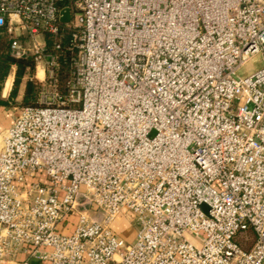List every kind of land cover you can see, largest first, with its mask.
<instances>
[{
    "label": "built area",
    "instance_id": "2783aa9c",
    "mask_svg": "<svg viewBox=\"0 0 264 264\" xmlns=\"http://www.w3.org/2000/svg\"><path fill=\"white\" fill-rule=\"evenodd\" d=\"M2 34L40 91L0 133V264H264V0H0Z\"/></svg>",
    "mask_w": 264,
    "mask_h": 264
},
{
    "label": "trees",
    "instance_id": "16d2710c",
    "mask_svg": "<svg viewBox=\"0 0 264 264\" xmlns=\"http://www.w3.org/2000/svg\"><path fill=\"white\" fill-rule=\"evenodd\" d=\"M69 58L70 55L67 54L62 62L61 69L59 72V78L61 84H64L69 75ZM16 67V78L14 81V88L9 95L7 100L1 98V92L4 85V82L7 76L10 73L11 67ZM35 75V62L32 58H24V59H15L10 52L9 48V38L7 35H0V107H11L14 106V100L18 95V87L21 82L26 78L27 80L24 82V94L21 102V106H38V94L40 91V86L35 80H31ZM251 237V241L255 240L254 234L252 232L249 233ZM244 244L240 239L238 241ZM252 243V244H253ZM248 250L249 247H244Z\"/></svg>",
    "mask_w": 264,
    "mask_h": 264
},
{
    "label": "crops",
    "instance_id": "0c3cea01",
    "mask_svg": "<svg viewBox=\"0 0 264 264\" xmlns=\"http://www.w3.org/2000/svg\"><path fill=\"white\" fill-rule=\"evenodd\" d=\"M15 74H16V67L12 66L9 75L7 76V78L4 82L2 92H1V98L4 100H7L9 97L8 91L10 90V87L13 84ZM24 87H25V85H24ZM10 110H12V106L11 107H0V133L2 131H4L5 129H7L12 123V121H11V123L8 124V120L5 119L8 112H10ZM113 228L115 229L116 232L121 234L127 240H128V236L130 234H132V232L134 231L133 230L134 228L132 226L130 219H128L127 217H125L123 215H121L117 218V220L115 221V223L113 225Z\"/></svg>",
    "mask_w": 264,
    "mask_h": 264
},
{
    "label": "rangeland",
    "instance_id": "374dc122",
    "mask_svg": "<svg viewBox=\"0 0 264 264\" xmlns=\"http://www.w3.org/2000/svg\"><path fill=\"white\" fill-rule=\"evenodd\" d=\"M262 67V59H261V56H255L254 58H252L241 70V75L243 76H247V75H250L251 73L255 72L256 70L260 69ZM35 76V75H34ZM15 78H16V74L14 76V81H15ZM27 79L25 78L21 84L19 85L18 87V95L17 97L15 98L14 100V106H12V110H10V112H8L7 116L5 119L8 120V124L11 123V121H13L16 113L18 112L17 109H20L22 106L20 105L21 102H22V98H23V92H24V82L26 81ZM14 81H13V84L11 85L10 87V90L8 91L9 92V95L10 93L12 92V89L14 88ZM8 95V96H9ZM9 98V97H8ZM14 108V109H13ZM133 229V228H132ZM134 230V231H133ZM132 231V234H130L128 236V241L131 242V241H134L135 239V236H136V232H135V229H133ZM252 243L253 241H249L247 243L244 244V247H249L248 249L251 248L252 246ZM34 264V263H33ZM36 264V263H35Z\"/></svg>",
    "mask_w": 264,
    "mask_h": 264
},
{
    "label": "water",
    "instance_id": "95a60500",
    "mask_svg": "<svg viewBox=\"0 0 264 264\" xmlns=\"http://www.w3.org/2000/svg\"><path fill=\"white\" fill-rule=\"evenodd\" d=\"M70 19H71L70 11H69V9H66V10L63 12V17H62L61 21H62L63 23H67V22L70 21Z\"/></svg>",
    "mask_w": 264,
    "mask_h": 264
},
{
    "label": "bare ground",
    "instance_id": "6f19581e",
    "mask_svg": "<svg viewBox=\"0 0 264 264\" xmlns=\"http://www.w3.org/2000/svg\"><path fill=\"white\" fill-rule=\"evenodd\" d=\"M43 76L42 72L40 71L39 72V77L41 78Z\"/></svg>",
    "mask_w": 264,
    "mask_h": 264
}]
</instances>
